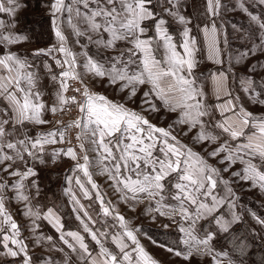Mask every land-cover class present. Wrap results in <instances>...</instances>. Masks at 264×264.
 Returning <instances> with one entry per match:
<instances>
[{
  "label": "snow or ice",
  "instance_id": "1",
  "mask_svg": "<svg viewBox=\"0 0 264 264\" xmlns=\"http://www.w3.org/2000/svg\"><path fill=\"white\" fill-rule=\"evenodd\" d=\"M165 2L168 6L163 7V13L172 17L177 23L185 25L181 34L183 40L179 46L166 27L167 21L155 10L154 0H73L74 4L83 6V12L79 7L75 12L80 22L86 25L83 31L74 25L75 35L86 37L89 43L95 44L100 49L116 53L108 58L107 64L85 53L82 67L91 75L107 78L110 85L119 84L121 92L128 90L127 98L130 101L137 96L140 86H148L141 100L143 111H159L156 103L159 101L169 112L178 113L174 123L187 127L184 135L197 129L193 137L196 142L217 143L226 136L223 143L213 149L209 156L215 158L224 153L219 160L220 164H228V167L223 169L224 172H228L237 162L241 163L243 168L240 171H233L232 176L244 182L250 181L253 187H259L264 191V117L257 118L242 104H237L240 97L233 95L228 83L231 67L228 71H218L212 75L216 98L222 102L215 105L205 103V94L198 87L193 74L199 62L196 58L199 49L196 38L191 35L192 29L187 27L192 22L191 18L182 14L181 0H165ZM159 3L160 0H156L157 6ZM260 3L264 4V0H260ZM26 6L20 0H0V13L14 17L21 7ZM66 7L67 11H73L71 6L65 5L64 0H54L51 4L53 29L58 46L38 50L35 54L52 57L56 66L62 69L59 77L54 75L52 79H59L60 90L56 93L59 105L69 102L77 104L80 116L74 122L65 128L38 135L34 140L27 136L23 139H10L17 125H23L26 121L36 124L49 123V121L42 119L45 105L37 102L41 93L34 91L36 74L28 70L30 65L27 60L11 52L0 56V100L5 103V107L0 109V173H6L9 177H18L11 185L0 180V243L6 254L13 258L22 257V264H32L28 245L19 238V225L5 207L2 193L10 187L15 192V199L25 203L24 215L32 218V233L35 234L40 227L37 221L41 219L48 221L60 233L59 240L62 244L73 252L79 249L81 259L87 261V264H125V262L132 264V252L137 253L136 264H157L139 244L134 232L128 228L125 218L119 214L115 218L119 221L123 232L112 235L111 239L119 248L121 258L118 259L116 254L105 247L104 240L107 239L108 234L98 230L93 231L89 227V224H94L95 221L72 192L71 177L67 178L70 186L65 189V194L70 196L73 211L77 213L83 232L99 246V253L96 256L90 252L84 235L78 231H63L61 217L53 208L41 212L39 207L32 205V198L28 194L30 189L25 184V180L36 176L37 173L33 167H28L25 154L32 160L44 163L37 155V152L43 151V144L63 143L66 128L73 126L80 129L76 138L80 141L81 151L85 153L82 157L83 163H77L74 171H82L87 183L92 189L97 190V199L105 216L111 215L112 210L104 206L98 185L92 179V173L89 171L91 162L84 148L85 141L92 146L91 150L97 153V166L101 173L108 175L118 191L125 192V199L128 198V193H131L133 200H138L139 194H145L149 200L156 201L155 211L161 215L165 214L161 211L162 208L170 209L172 212L178 210L185 221H190L188 228L183 226L180 228L186 237L182 240L186 251L173 248H167V251L174 252L177 257L185 260L191 259L194 252L211 253L209 241L213 238V234L199 239L194 234V225L197 220L213 214L225 202L223 198H218L214 194L221 170L209 165L199 153L181 143L177 136L173 135V125H169L168 128L158 127L142 112L130 109L123 103L112 102L103 95L92 93L86 86L82 92L83 102H78L75 96L64 95L68 89L69 79H81L80 73L76 71L75 54L66 46V37L56 23V13ZM222 7L221 0H205V15L208 17V22L200 29L205 38L207 59L216 64H223L221 44L226 46L228 42L223 25L218 26L216 22V18L221 15ZM240 7L245 12L248 11L243 4ZM249 16L252 21L258 23L261 31H264V21L251 13ZM146 21L153 22L154 36L147 35ZM6 27H14V23L6 24L5 21L0 20V29ZM23 39L25 37L11 32L0 33V44L18 43ZM118 43L127 46L118 48ZM178 47L182 51L178 50ZM158 48L164 50L162 59H157L155 55ZM258 50L264 52V39L259 46L253 45L236 57V63L247 60L249 55L254 56ZM54 53H59L63 59H57ZM133 65L136 67L133 68ZM257 66L253 64L247 71L255 72ZM259 66L264 68V64ZM46 67L51 71L50 66L46 65ZM239 83L242 90L249 93V99L253 103L264 105V98H261L264 92L254 90L256 81L251 75L242 78ZM75 91L81 92V89L76 88ZM57 110V106L53 105L51 111L55 113ZM217 111L221 119H205L212 117ZM9 125L13 131H8ZM249 128L255 131H246ZM216 130H219L218 134ZM57 137H59L58 141ZM64 154L73 160L77 159L76 151L72 147L67 148ZM18 161L23 163L24 171L14 167ZM169 177L173 179L169 180ZM220 182L225 185L229 183L222 179ZM75 183L83 196L90 199L89 190L79 176L75 178ZM167 184H171L174 190L170 196L177 202V206L163 203ZM31 188L35 189L37 196L40 194L35 180L31 181ZM228 193L230 197L235 196L231 188H228ZM229 207H235L231 199ZM149 211L152 209L149 208ZM81 212L83 216L80 215ZM254 218L264 225V219ZM238 220L239 216L233 213L231 221L218 217L216 223L227 232L230 224ZM125 239L135 245L131 252L126 251L129 245ZM52 240L51 236H44L41 233L35 236L34 242L40 245L44 241L51 243ZM9 243L14 247L10 248ZM52 248L55 251H64L63 248H56L55 245H52ZM213 262L219 264L215 257ZM44 264H56V262L49 258ZM64 264H68L67 258Z\"/></svg>",
  "mask_w": 264,
  "mask_h": 264
},
{
  "label": "rangeland",
  "instance_id": "2",
  "mask_svg": "<svg viewBox=\"0 0 264 264\" xmlns=\"http://www.w3.org/2000/svg\"><path fill=\"white\" fill-rule=\"evenodd\" d=\"M20 2L27 6L21 7L14 17L7 13H0V20L5 21L6 24L14 23V27L0 29V33L11 32L25 37V39L18 43L0 44V56L11 52L15 53L21 59L27 60L30 65L28 70L36 74V88L34 91L41 93L40 99L37 102H42L45 105L43 112L46 113V121H51V118L62 111L68 104L59 105L56 96V93L60 90L59 79H52L54 75L59 77L62 69L56 66L52 57L43 54L36 55L35 53L38 50H46L53 46H58L53 29V15L51 10V4L54 3V0H20ZM64 3L66 6H71L73 11H67L66 7L61 12L56 13V23L66 37V46L75 54L77 61L76 71L80 73V81L88 85L90 92L103 95L112 102L123 103L130 109L142 112L152 124L158 127L168 128L169 125H173V135H176L181 143L192 148L194 152L199 153L209 165L221 170L214 194L218 198H223L225 202L213 214L197 220L194 225V234L199 239H204L208 234H213V238L209 241V247L212 249V252H204L203 254L194 252L189 260L177 257L174 252L167 251V248L186 251V247L182 243V240L186 237L180 231V228L182 226L188 228L190 221H185L178 210L172 212L170 209L162 208L161 211L165 214L161 215L155 211L156 201L149 200L145 194H139L138 200H133L131 193H128V198L125 199V192L118 191L114 182L108 178V175L101 173L97 166V153L92 151V146L85 141L84 148L87 150V155L91 162L89 171L92 173V179L98 185V191L103 197L104 206L112 210L111 215L105 216L101 204L97 199V190L92 189L91 185L87 183V178L83 176L82 171H74L77 163H83L82 157L85 153L81 151L79 147L80 141L76 138L80 129L70 127L66 128L63 143L56 142L51 143V145L49 144L45 150L44 157L40 156L42 153L37 152V155L43 159L44 163L35 160L36 162L33 163V168L37 175L29 177L26 180V185L30 189L28 194L32 198V205L39 207L41 212H45L48 208H53L61 217L63 231H78L84 235L85 242L88 244L93 256L99 253V246L91 240L87 233L83 232L81 222L77 219V213L73 211L70 196L65 194V189L70 186L67 180L68 177L72 178V192L76 194L80 204L84 206V209L95 221L94 224L90 223L89 227L93 231L98 230L108 234L107 239L104 240L105 247L116 254L118 259L121 258V253L111 239L112 235L123 232L119 221L115 218L117 214L125 218L128 228L134 232L139 244L157 264H214L213 257L219 261V264H242L239 261L241 258L232 252L235 250L230 246L232 241L238 242L237 248L240 251V247L248 249L250 247L251 249L252 247L253 249L256 248L255 242L257 241V245L264 251V225L258 223L257 219L254 218L259 217L260 219H264V191H261L259 187H253L250 181L244 182L238 177L232 176L231 173L233 171H240L243 168L241 163L237 162L228 172H224L223 169L228 167V164L219 163L224 153H221L220 156L215 158L209 156V153L218 147L220 143H223L227 137H222L217 143L207 141L202 143L196 142L193 140V137L197 129H193L188 135H184L187 127L174 123L178 113L169 112L159 101H156L159 111H143L141 100L143 98V92L148 90V86H140L137 91V96L130 101L127 98L128 90L121 92L119 84L110 85L107 78H100L87 73L82 67L85 61V53L105 64H107L108 58L116 55V53L111 50L105 51L98 48L95 44L89 43L86 37H77L73 26H78L83 31L86 25L80 22V18L77 17L75 9L79 7L81 12H83V6L74 4L73 0H64ZM221 3L223 5L221 15L216 18V22L218 26L223 25V29L227 33L228 42L226 46L221 44V59L223 60V64H216L207 59L205 38L203 32L200 30L208 22V17L205 15V0H181L182 14L191 18L192 22L187 27L192 29L191 35L196 38L199 49L196 53V58L199 62L193 72L197 85L205 94L204 100L206 104L215 105L216 103L222 102L216 98L212 75L218 71H228L231 67L228 83L233 95L240 97L237 104H242L247 111L251 112L257 118L264 117V105L253 103L249 99V93L244 92L239 83L242 78L251 75L256 81L254 90L256 92H264V87H261V85H264V68L259 66L264 64V52L258 50L254 56L249 55L247 60H242L240 63H236L235 59L253 45L259 46L261 40L264 39V31H261L258 23L252 21L249 16V13H251L259 17L261 21H264V4H261L260 0H221ZM241 4L247 8V12L240 7ZM154 6L155 10L160 12L167 21L166 27L173 36L174 42L179 46L183 40L181 34L185 25L177 23L172 17L163 13V7L168 6L165 0H160L158 6L156 5V0H154ZM152 24V21L145 22V26L148 27L147 35L149 36L155 35ZM126 46L124 43H118V48H124ZM178 50L181 49L178 47ZM54 55L57 59H63L59 53H54ZM155 55L157 59H162L164 55L163 48H158L155 51ZM253 64L258 65L256 71L249 73L247 69ZM46 65L51 67V71H49V67H46ZM132 67L135 68L136 65ZM71 82L72 80L69 79L68 89L64 93L66 97H70ZM261 98H264V95ZM53 105H56L58 109L55 113L51 111ZM205 119L219 120L221 117L217 111L213 113L212 117H206ZM59 128L52 127V129ZM246 131L252 132L255 129L249 128ZM216 132L218 134L219 130H216ZM58 140L59 137H57ZM69 147H72L76 151V160L64 154ZM56 153H59V155H55ZM77 176L81 178L82 182L88 188L90 199L83 196L79 186L75 183ZM172 179V177H169V180ZM221 179L229 183L225 185L220 182ZM32 180H35L39 186L40 194L38 196L36 195L35 189L31 188ZM228 188L233 190L235 193L234 197L229 196ZM172 191L174 190L171 188V184H167L166 198L163 203L177 206V202L171 199L170 193ZM230 199L235 203L234 208L229 207ZM24 204L22 201L20 205L16 202H7L5 203V207L7 212L11 214L13 220L19 225V238L28 245V253L32 258V264H44L49 258L55 261L56 264H64L65 258H67L68 264H87V261L81 259L79 249L77 252H73L66 245L62 244L59 240L60 233L48 221L43 219L37 221L40 227L33 234L31 231L32 218L24 215ZM149 208L152 211H149ZM192 210L190 209V211ZM233 213L239 216V220L231 223L228 231L225 232L216 223V219L222 217L223 220L231 221ZM80 215L83 216V212ZM238 227H241V231ZM244 229H246L247 233ZM41 233L44 236H51L53 238L52 242L44 241L40 245L35 244V236ZM125 242L129 245L126 251L131 252L135 248V245L127 239H125ZM52 245H55L56 248H63L64 251H55ZM9 247L12 248L14 246L9 243ZM136 256L137 253L132 252V264H136ZM0 264H22V257L13 258L7 255L2 243H0Z\"/></svg>",
  "mask_w": 264,
  "mask_h": 264
},
{
  "label": "crops",
  "instance_id": "3",
  "mask_svg": "<svg viewBox=\"0 0 264 264\" xmlns=\"http://www.w3.org/2000/svg\"><path fill=\"white\" fill-rule=\"evenodd\" d=\"M3 107H5V103L3 100H0V109H2ZM42 119L45 121L47 119L46 113H44V112H42ZM49 120H50V118H49ZM51 120H52V118H51ZM50 123H51V121H49V123H47V124L46 123L36 124V123L26 121L23 125H17L16 126V128L14 130V134L12 137H10V139H23L25 136H27V137L34 140L37 138L38 135L46 134V133L54 130V129H52V125ZM7 128H8V131H13L11 125L7 126ZM49 144L51 145V143H47V145L43 144V151L39 152V153H42V155L40 154L41 157L45 156V152H46L45 150ZM25 159L28 162V167H33V163L36 162L35 160H32L31 158L27 157L26 154H25ZM14 167H19L21 169V171L25 170L23 163L21 165V163L19 161L17 162L16 165H14ZM16 179H18V177H9L6 173H0V180L6 181L7 184H9V185H11L13 183V181H15ZM25 184H27L26 180H25ZM2 194L5 198V203L16 202L17 204L20 205L21 201H18L17 199H15V192L10 187L7 188L6 190H4Z\"/></svg>",
  "mask_w": 264,
  "mask_h": 264
},
{
  "label": "built area",
  "instance_id": "4",
  "mask_svg": "<svg viewBox=\"0 0 264 264\" xmlns=\"http://www.w3.org/2000/svg\"><path fill=\"white\" fill-rule=\"evenodd\" d=\"M87 87L90 91L88 85L86 83H81L80 80H72L71 87H70V97L75 96L78 102H83V88ZM80 88L81 92H76L75 89ZM80 116L79 108L76 103L69 102L67 106L54 115L51 120L52 127H66L67 125L74 122ZM59 122V123H58ZM74 127V126H73Z\"/></svg>",
  "mask_w": 264,
  "mask_h": 264
},
{
  "label": "trees",
  "instance_id": "5",
  "mask_svg": "<svg viewBox=\"0 0 264 264\" xmlns=\"http://www.w3.org/2000/svg\"><path fill=\"white\" fill-rule=\"evenodd\" d=\"M241 227H238L240 231H241ZM244 230L247 233L246 229H244ZM232 232H230V233H232ZM256 242H255V247L256 248H254V249H253V247H252V249H251V247L249 249L248 248H244V247H240L241 248V251H240L239 248H237L238 247V242H236V241H232V244L230 246L233 249H235L232 252L235 255H237L239 258H241V260H239V261L242 264H264V251L260 248L259 245H257L258 242L257 243Z\"/></svg>",
  "mask_w": 264,
  "mask_h": 264
}]
</instances>
